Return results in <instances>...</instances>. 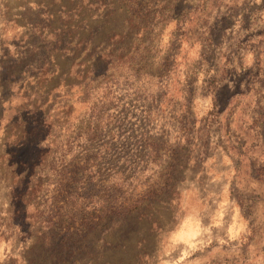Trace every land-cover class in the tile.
<instances>
[{
	"label": "rangeland",
	"instance_id": "rangeland-1",
	"mask_svg": "<svg viewBox=\"0 0 264 264\" xmlns=\"http://www.w3.org/2000/svg\"><path fill=\"white\" fill-rule=\"evenodd\" d=\"M14 15L0 264H264V0H0Z\"/></svg>",
	"mask_w": 264,
	"mask_h": 264
},
{
	"label": "crops",
	"instance_id": "crops-1",
	"mask_svg": "<svg viewBox=\"0 0 264 264\" xmlns=\"http://www.w3.org/2000/svg\"><path fill=\"white\" fill-rule=\"evenodd\" d=\"M29 5L31 6V8L35 7L33 5V3H29ZM14 13L17 14V11H15ZM11 26L14 27V28L19 27L18 15H14L12 20H10V19H8V21L0 20V30H4L6 27H10L11 28ZM2 255L3 256H1L0 262L3 260V258H4V262H6L7 261V256H4V253H2Z\"/></svg>",
	"mask_w": 264,
	"mask_h": 264
}]
</instances>
